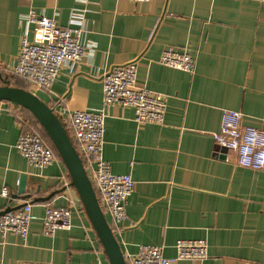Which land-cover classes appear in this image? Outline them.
<instances>
[{
    "label": "crops",
    "instance_id": "obj_1",
    "mask_svg": "<svg viewBox=\"0 0 264 264\" xmlns=\"http://www.w3.org/2000/svg\"><path fill=\"white\" fill-rule=\"evenodd\" d=\"M74 8L84 14L83 42L93 44V54L74 68L66 63L51 88L29 89L68 127L77 109L105 110L104 158L114 173L135 180L127 219L108 216L125 258L139 244L160 245L174 257L178 239L203 238L208 256L178 264H264V170L238 164L214 139L224 108L241 111L243 125L264 129V1L0 0V84L21 79L11 68L24 14L34 9L66 26ZM168 46L193 54L195 71L162 64ZM131 60L136 84L165 95L163 123L137 122L130 105L104 106L103 74ZM20 132L16 112L4 111L0 211L31 202L37 218L26 238L0 234V264H109L62 160L30 165L16 147ZM46 205H69L72 227L45 234Z\"/></svg>",
    "mask_w": 264,
    "mask_h": 264
},
{
    "label": "built area",
    "instance_id": "obj_2",
    "mask_svg": "<svg viewBox=\"0 0 264 264\" xmlns=\"http://www.w3.org/2000/svg\"><path fill=\"white\" fill-rule=\"evenodd\" d=\"M264 1V0H262ZM26 27L20 40L16 61L11 73L29 87L49 89L66 63L74 68L86 55L94 52L93 44H85L83 35L85 17L74 8L70 23L62 26L53 17L34 9L24 14ZM166 66L194 72L196 58L187 51L168 46L160 56ZM138 65L136 60L115 65L103 74L104 106L119 103L135 110L137 122L163 123L167 102L162 92L136 84ZM16 112L21 132L16 141L17 149L32 166L45 167L61 158L45 136L40 124L24 115V108L9 101H0V118L4 111ZM243 113L224 108L220 130L214 134L217 146L227 153L233 152L238 164L264 170V129L242 124ZM105 110L77 109L71 113L69 127L74 144L83 158L86 170L94 184L104 213L114 222H124L127 204L134 189L135 180L129 173H114L104 158ZM4 188L2 195L7 196ZM37 218L33 204L0 215V234L14 232L26 238L30 224ZM72 227V208L46 205L43 215V231L53 235L60 229ZM177 254L166 257L160 245L139 244L137 252L127 257L128 264H178L186 258L203 259L208 256V243L203 238H181L176 242ZM19 264H34L22 262ZM95 264H104L98 259Z\"/></svg>",
    "mask_w": 264,
    "mask_h": 264
},
{
    "label": "water",
    "instance_id": "obj_3",
    "mask_svg": "<svg viewBox=\"0 0 264 264\" xmlns=\"http://www.w3.org/2000/svg\"><path fill=\"white\" fill-rule=\"evenodd\" d=\"M0 101L13 102L27 109L36 118L66 166L71 178L70 186L77 191L84 211L104 247L109 264H128L113 227L102 209L83 158L60 115L34 91L14 85L9 80H4L0 84ZM25 191L26 176L23 174L20 179L19 193L23 194ZM25 203L8 207L0 211V215L18 209Z\"/></svg>",
    "mask_w": 264,
    "mask_h": 264
},
{
    "label": "trees",
    "instance_id": "obj_4",
    "mask_svg": "<svg viewBox=\"0 0 264 264\" xmlns=\"http://www.w3.org/2000/svg\"><path fill=\"white\" fill-rule=\"evenodd\" d=\"M24 82L20 79V80H18V82L17 81H15L13 84L14 85H19V86H22V87H25V88H28L29 89V86L28 85H26L25 83L23 84ZM24 110H26L27 112H29L27 109H25L24 108ZM29 116H30V118H32L33 120H35V122H37L38 123V121L36 120V118L29 112ZM41 126V125H40ZM41 128H42V126H41ZM43 129V128H42ZM44 131V130H43ZM44 134H45V136L48 138V136L46 135V133H45V131H44ZM48 140L50 141V139L48 138ZM50 143L52 144V142L50 141ZM53 145V144H52Z\"/></svg>",
    "mask_w": 264,
    "mask_h": 264
},
{
    "label": "rangeland",
    "instance_id": "obj_5",
    "mask_svg": "<svg viewBox=\"0 0 264 264\" xmlns=\"http://www.w3.org/2000/svg\"><path fill=\"white\" fill-rule=\"evenodd\" d=\"M31 90V89H30Z\"/></svg>",
    "mask_w": 264,
    "mask_h": 264
}]
</instances>
